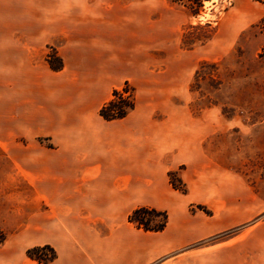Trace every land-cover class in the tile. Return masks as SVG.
<instances>
[{
  "label": "rangeland",
  "instance_id": "obj_1",
  "mask_svg": "<svg viewBox=\"0 0 264 264\" xmlns=\"http://www.w3.org/2000/svg\"><path fill=\"white\" fill-rule=\"evenodd\" d=\"M207 3L192 16L166 0H0V264H45V246L56 253L33 234L47 223L57 118L81 74H53L47 57L70 61L64 34L104 24L117 25L122 54L114 90L134 105L163 99L158 111L176 102L202 156L194 177L208 187L187 214L213 231L150 264H264V0Z\"/></svg>",
  "mask_w": 264,
  "mask_h": 264
},
{
  "label": "crops",
  "instance_id": "obj_2",
  "mask_svg": "<svg viewBox=\"0 0 264 264\" xmlns=\"http://www.w3.org/2000/svg\"><path fill=\"white\" fill-rule=\"evenodd\" d=\"M117 34L115 24L93 34L66 32L75 57L63 59L60 71L49 69L78 67L73 71L81 74L69 91L68 110L57 118L63 144L47 178V223L33 234L37 245L55 249L50 264H150L213 231L187 214L208 187L194 177V160L202 156L183 130L182 113L170 107L176 102L167 98L168 107L158 111L163 99L150 98L121 120L99 116L119 77ZM183 164L186 169L178 170ZM177 170L185 194L168 182ZM138 207L165 211L172 220L161 232L142 231L128 222Z\"/></svg>",
  "mask_w": 264,
  "mask_h": 264
},
{
  "label": "trees",
  "instance_id": "obj_3",
  "mask_svg": "<svg viewBox=\"0 0 264 264\" xmlns=\"http://www.w3.org/2000/svg\"><path fill=\"white\" fill-rule=\"evenodd\" d=\"M173 4L180 5L184 9L190 12L192 16L198 15V13L202 10L203 6L207 2H212L213 0H166ZM260 26L264 30V18L260 21ZM52 59L57 60V64H54L52 62ZM47 63L49 65V68L54 71H60L62 69V61L61 59L54 53V55H48L47 57ZM112 98L104 104L100 111L99 116L104 121H115V120H121L123 119L129 111H131L134 108L133 101L126 102L122 98L121 92L114 90L112 92ZM174 178L176 180V177L173 173L169 174V183L171 187L174 190H177L181 193H185L186 189L184 185L180 182V180H176L179 185H176L173 182ZM148 215L149 217H160L161 222L158 225L151 226V222L149 218H141V215ZM128 222L133 224L136 228L142 229L145 232H161L165 229L167 225V213L165 211H157L152 208L148 207H138L128 216ZM4 241V236L2 232L0 231V243ZM46 249L51 250L52 257L51 259L47 260L46 262H43L45 264L52 262L56 258V253L49 248L48 246H45Z\"/></svg>",
  "mask_w": 264,
  "mask_h": 264
},
{
  "label": "bare ground",
  "instance_id": "obj_4",
  "mask_svg": "<svg viewBox=\"0 0 264 264\" xmlns=\"http://www.w3.org/2000/svg\"><path fill=\"white\" fill-rule=\"evenodd\" d=\"M208 3H206V5H207Z\"/></svg>",
  "mask_w": 264,
  "mask_h": 264
}]
</instances>
